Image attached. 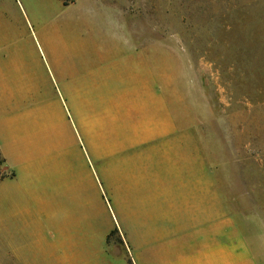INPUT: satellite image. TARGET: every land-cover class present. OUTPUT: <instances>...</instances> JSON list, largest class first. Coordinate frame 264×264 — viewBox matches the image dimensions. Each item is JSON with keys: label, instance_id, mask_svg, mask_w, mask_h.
<instances>
[{"label": "rangeland", "instance_id": "1", "mask_svg": "<svg viewBox=\"0 0 264 264\" xmlns=\"http://www.w3.org/2000/svg\"><path fill=\"white\" fill-rule=\"evenodd\" d=\"M77 1L106 6L109 17L124 22L121 32L148 54L157 99L174 104L175 169L196 183L193 196L183 188L175 193L190 198L196 212L178 221L175 264H264V0H0V57L40 59L43 75L51 47L94 60L105 47L116 53L117 34L108 25L82 23L88 12L80 3L66 7ZM109 72L100 74L112 78ZM110 95L101 103L107 114L99 118L100 139L80 144L95 155L85 153L78 172L112 216L118 207L111 200L123 197L125 181L130 187L128 167L151 176L161 142L111 155L124 142L109 139L118 120ZM116 232L111 239L123 245Z\"/></svg>", "mask_w": 264, "mask_h": 264}, {"label": "crops", "instance_id": "2", "mask_svg": "<svg viewBox=\"0 0 264 264\" xmlns=\"http://www.w3.org/2000/svg\"><path fill=\"white\" fill-rule=\"evenodd\" d=\"M80 5L88 12L82 23L117 34L116 53L105 47L94 60L92 53L66 57L51 47L43 75L40 59L0 57V264H175L178 221L196 213L190 198L175 193L183 188L193 196L196 183L175 169L174 104L157 99L148 54L122 33L124 22L109 17L106 6ZM105 68L112 78L100 74ZM108 94L110 115L118 119L109 139L124 142L111 155L161 142L151 176L128 167L130 187L125 181L123 197L111 200L118 207L112 216L78 172V160L83 166L85 153L95 155L80 144L100 139ZM117 230L123 245L111 239Z\"/></svg>", "mask_w": 264, "mask_h": 264}]
</instances>
